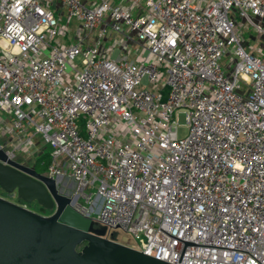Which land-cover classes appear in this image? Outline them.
<instances>
[{"label": "built area", "instance_id": "2783aa9c", "mask_svg": "<svg viewBox=\"0 0 264 264\" xmlns=\"http://www.w3.org/2000/svg\"><path fill=\"white\" fill-rule=\"evenodd\" d=\"M260 39L264 0H0V148L146 254L264 264Z\"/></svg>", "mask_w": 264, "mask_h": 264}, {"label": "water", "instance_id": "95a60500", "mask_svg": "<svg viewBox=\"0 0 264 264\" xmlns=\"http://www.w3.org/2000/svg\"><path fill=\"white\" fill-rule=\"evenodd\" d=\"M57 182L0 148V188L38 204L36 211L0 194V264H174L117 241Z\"/></svg>", "mask_w": 264, "mask_h": 264}, {"label": "rangeland", "instance_id": "374dc122", "mask_svg": "<svg viewBox=\"0 0 264 264\" xmlns=\"http://www.w3.org/2000/svg\"><path fill=\"white\" fill-rule=\"evenodd\" d=\"M118 36V35H116ZM261 41V44L260 45H264V40L263 39H260ZM248 41L249 42H252L254 44L258 43V40L255 38V39H252V38H248ZM126 45H128V42H126ZM130 54V52H127V53H124L122 52L120 54L121 57L123 58H126L128 55ZM174 119L176 120L177 122V126H176V133L178 136H181V135H184L185 132H186V127H185V112L183 110V108L177 110L174 114ZM33 154V153H32ZM29 155V156H23V155H19L18 158L22 159L24 161L25 164H29L31 165L32 164V159H33V156L34 155ZM67 181H69L68 179H66ZM62 183V184H59L58 185V188L61 192L63 193H66L67 195L71 196V197H74V203L77 204L79 207L80 206H84V207H87L88 205V202L89 200L91 199V194L90 196L88 197V199L85 198V196H83L82 194H79L78 193V190L76 188V186L71 182V183ZM77 191V193H76ZM83 192L87 193L89 192V189H83ZM0 194L1 195H4V191L0 188ZM17 203H20V204H23L31 209H36V211L38 210V205L37 203L35 202V200H31L30 202H26V204L24 203H21L20 200H17V197L13 196V197H7ZM51 209H46L44 211V213H50ZM115 232V239L117 241H120V242H123V243H129V242H132V238L131 236L122 231V230H119V229H116L114 230Z\"/></svg>", "mask_w": 264, "mask_h": 264}, {"label": "trees", "instance_id": "16d2710c", "mask_svg": "<svg viewBox=\"0 0 264 264\" xmlns=\"http://www.w3.org/2000/svg\"><path fill=\"white\" fill-rule=\"evenodd\" d=\"M48 162V150L43 149L39 151L33 158L32 165L37 171L44 172Z\"/></svg>", "mask_w": 264, "mask_h": 264}, {"label": "flooded vegetation", "instance_id": "af4514ba", "mask_svg": "<svg viewBox=\"0 0 264 264\" xmlns=\"http://www.w3.org/2000/svg\"><path fill=\"white\" fill-rule=\"evenodd\" d=\"M3 196H5V197H13V196H15V194L14 195H12V196H8L7 195V193L4 191V195ZM15 197H17V196H15ZM17 200H20L21 201V203H24V204H26V202H30V201H23V200H21L20 198H18L17 197ZM38 205V204H37ZM36 210V209H35ZM51 212V211H50Z\"/></svg>", "mask_w": 264, "mask_h": 264}]
</instances>
